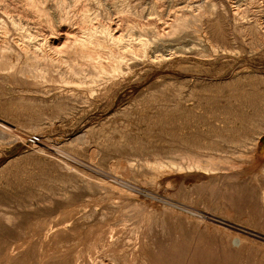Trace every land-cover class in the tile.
<instances>
[{"label":"rangeland","instance_id":"obj_1","mask_svg":"<svg viewBox=\"0 0 264 264\" xmlns=\"http://www.w3.org/2000/svg\"><path fill=\"white\" fill-rule=\"evenodd\" d=\"M39 1L120 72L0 71V264H264V0Z\"/></svg>","mask_w":264,"mask_h":264},{"label":"bare ground","instance_id":"obj_2","mask_svg":"<svg viewBox=\"0 0 264 264\" xmlns=\"http://www.w3.org/2000/svg\"><path fill=\"white\" fill-rule=\"evenodd\" d=\"M19 2L22 4L21 9L14 8L12 6V4H10L9 2H7L5 0H0V71H3L4 73H7V74H11L12 76L16 77L17 79L19 78V80L24 79L25 81H30L27 79H32L34 81H38L41 83H48V82L51 83V81H52L51 80V73L54 71H57V72L62 71V69H59L60 67L66 68V70L69 73V78L64 77V74H65L64 72L59 73V76L61 78L59 80V84L61 82V83H64L63 85L86 83V82H83L84 78L92 76V74H90L88 72H86V75H85L86 70H84V69L86 66L91 67L93 69V71H95L97 74L98 73L104 74L107 77H110V76L112 77L113 75H115L116 72H118V71L120 72V66H119L120 63H119V65L117 63H115V62H117V60H116L117 58H115L113 55L110 56L108 63H104L100 60L95 59V54H99V51L102 48H105V46H107V45L110 46V44L114 43L115 41L116 42L122 41V35L120 34V32L118 30H116V29L112 30V28L106 27V29L104 31H102V33L105 32V35H106L105 39H98L97 37H93L92 34L88 35V36H83L80 38L76 34L71 35L72 33H75L73 30L66 31V32H68L67 34L65 32L64 34L62 33V34H58V36H55L54 35L55 30H54L53 26H51V20H52L51 15L53 13L50 14L49 10L45 9V7H44L45 2L39 1V0H20ZM75 2H76V0H75ZM7 3H9V4H7ZM57 3H58V9L61 11V16H60L61 18L60 19L63 20V22L64 21H71V20L75 19V17L69 16L68 11L66 10L67 2L65 0H58ZM76 3H78V2H76ZM16 4H18V3H16ZM76 7H78V6H76ZM82 8H84V7L82 6ZM54 9H56V8H54ZM53 15H55V14H53ZM59 15H57V16H59ZM55 16H53V17H55ZM88 16L89 15L85 16V20ZM43 18H44L45 22L48 24L47 25L49 27L48 31H45V30L39 29V28L33 29L32 27H29V25L31 24L30 20L33 19L34 21L38 20L37 22H40ZM77 18H76V20H77ZM89 22H91V21H89ZM41 24H42V22H40V25ZM70 24H72V23H70ZM35 25H37V24H35ZM34 28H35V26H34ZM43 28H45V27H43ZM81 28H82V26H81ZM94 29H95V27H94ZM76 32H78V31H76ZM99 34L100 33L98 32V35ZM95 35H97V34H95ZM62 36H65V39H67V43L65 45L62 44ZM70 42H72V43L69 44ZM67 44H69V45L66 47ZM142 46H144V45H142ZM143 53H145V52H143ZM102 59H103V57H102ZM81 71H84V74H81ZM3 80H4V78H3ZM1 85H2V83H1ZM76 86H78V85H76ZM0 120H1V118H0ZM3 129H4V127H3ZM261 131H262V129L260 130V132ZM7 133H9V132H7ZM249 135H251V134H249ZM246 144H248V143H246ZM210 160H214V158L211 157V159H209L208 161H210ZM221 161H222V159H221ZM63 162H65V161L63 160ZM149 162H151V161L148 160L146 164H149ZM153 162H154L153 167L158 172H160L162 175H164L165 173H168V172L182 173L184 171V167L182 165H179V164L172 162V161L170 162L169 165H166V164L162 163V161H157V160L153 161ZM234 163H236V162H234ZM235 165H237V164H235ZM209 167L202 165V163H200L198 161H193L187 165V169L189 171L195 169V170H201L205 173L213 171V168H211V167L209 168ZM69 168H70V165H69ZM235 168H237V167H235ZM113 176L114 177H112V178L114 179V181L116 180V181L120 182L121 184L124 183L123 185H125V186L129 185L128 183L125 182L128 180L123 181L124 179L120 180L118 176H116V175H113ZM131 190L134 191L136 189L131 188ZM166 202L171 203L169 201H166ZM172 203L174 204L175 202H172ZM175 205L182 208L183 210L197 214V212H194L188 206L187 207L180 206V204H178V203H175ZM167 206H168V204H167ZM204 216H206V215H204ZM198 217H200V216L198 215ZM209 217H210V215H209ZM216 220L223 223V224H226L227 226H229V224H230L229 222H226L225 219L220 218V217H217ZM243 229H245V230H243L245 232H251L249 229H246V228H243Z\"/></svg>","mask_w":264,"mask_h":264}]
</instances>
